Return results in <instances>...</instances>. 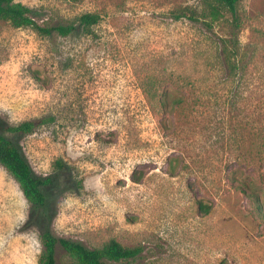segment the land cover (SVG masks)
<instances>
[{"label": "rangeland", "instance_id": "obj_1", "mask_svg": "<svg viewBox=\"0 0 264 264\" xmlns=\"http://www.w3.org/2000/svg\"><path fill=\"white\" fill-rule=\"evenodd\" d=\"M19 1L76 28L0 21V125L46 120L4 134L54 180L33 210L0 164V264H38L44 230L141 248L106 264H264V0L211 30L171 15L200 0ZM55 263L78 264L59 245Z\"/></svg>", "mask_w": 264, "mask_h": 264}, {"label": "trees", "instance_id": "obj_2", "mask_svg": "<svg viewBox=\"0 0 264 264\" xmlns=\"http://www.w3.org/2000/svg\"><path fill=\"white\" fill-rule=\"evenodd\" d=\"M202 4L201 12L197 13L192 9H179L172 11V17L177 20L181 17H188L193 21H201L207 30H211L217 22H220L226 15L230 16L233 26L238 25L237 3L239 0H200ZM99 15L96 13H84L79 17L78 26L89 32L90 27L98 21ZM0 21L8 22L16 28L31 27L40 34L50 35L56 31L59 35H67L76 27L74 25H56L53 27H43L38 24L31 15V9L19 0H0ZM90 33V32H89ZM175 105H180L177 100ZM161 106L167 107L166 101H161ZM39 121H22L17 125H0V164L18 182L25 198L31 204L33 210L45 208L47 205V194L45 188L54 182L53 177H40L34 175L30 165L21 153L20 148L5 134L8 131L15 135L31 132ZM54 166L59 169H66V164L57 159ZM138 182L137 180H135ZM257 208L260 207L256 193H251ZM254 197V198H253ZM198 210L207 213L209 208L203 203H198ZM35 212V211H34ZM42 251L38 257V264H56L55 246H61L78 264H106L105 260L119 261L137 256L140 247H128L122 245L115 239H110L101 247L87 248L82 243L69 238L57 237L49 230L41 233Z\"/></svg>", "mask_w": 264, "mask_h": 264}]
</instances>
